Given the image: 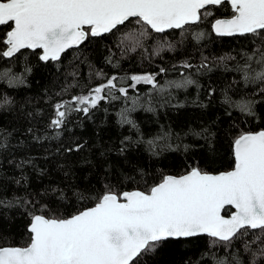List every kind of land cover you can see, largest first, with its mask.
I'll use <instances>...</instances> for the list:
<instances>
[{
    "label": "snow or ice",
    "instance_id": "6c2138e0",
    "mask_svg": "<svg viewBox=\"0 0 264 264\" xmlns=\"http://www.w3.org/2000/svg\"><path fill=\"white\" fill-rule=\"evenodd\" d=\"M0 264H264V0H0Z\"/></svg>",
    "mask_w": 264,
    "mask_h": 264
},
{
    "label": "trees",
    "instance_id": "16d2710c",
    "mask_svg": "<svg viewBox=\"0 0 264 264\" xmlns=\"http://www.w3.org/2000/svg\"><path fill=\"white\" fill-rule=\"evenodd\" d=\"M216 47H217V49H219V45H217ZM220 50L221 51H226L227 48L220 49ZM168 55H171V54H168ZM171 75H175V74L173 73ZM35 79L40 80L41 81V85L46 82V81L41 79V76H40L39 73H37V76L35 77ZM33 90L35 91V88ZM193 91H194V89H193ZM180 95H181V97H183V93H180ZM192 112H193V109L189 107L187 109H181L179 114L174 113V112H170L169 114L172 115L174 119L183 120V119L187 118ZM76 131H79V129H76ZM37 183H39V182L38 181H34V184H37ZM165 256L167 258V253L165 254Z\"/></svg>",
    "mask_w": 264,
    "mask_h": 264
}]
</instances>
